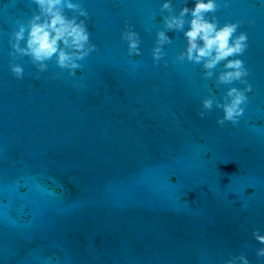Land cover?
<instances>
[{"label": "water", "instance_id": "1", "mask_svg": "<svg viewBox=\"0 0 264 264\" xmlns=\"http://www.w3.org/2000/svg\"><path fill=\"white\" fill-rule=\"evenodd\" d=\"M69 2L87 11L96 45L75 75L55 56L39 72L15 53L13 33L45 17L32 0H0V264H225L241 253L264 264L252 237L264 235V0H215L205 14L248 36L235 58L252 91L224 127L215 104L200 118L202 100L246 85L218 83L227 61L208 70L187 58L190 14L183 30L164 23L194 0ZM129 29L139 56L121 39Z\"/></svg>", "mask_w": 264, "mask_h": 264}, {"label": "clouds", "instance_id": "2", "mask_svg": "<svg viewBox=\"0 0 264 264\" xmlns=\"http://www.w3.org/2000/svg\"><path fill=\"white\" fill-rule=\"evenodd\" d=\"M39 8L45 19L41 22L40 16H34L29 23L27 30L21 27L14 32L9 39L12 50L21 56L29 57L33 66L39 65L38 71L47 70L46 61H51L55 56V63L61 70H68L71 75H75L76 70L81 68L79 61L87 58L92 52L96 51V45L90 42V33L85 20L88 17L87 11L79 3H71L69 0H32ZM78 12L79 16L84 17L79 23L75 17L69 18L64 14L63 9ZM171 4L165 2L162 11L170 10ZM218 10L215 0H194V7L181 9L179 17L165 18L164 23L168 30H183V17L191 15L190 30L185 32L188 42L187 58L195 60L196 63L204 61L203 67L211 70L222 61H227L224 65L225 71L219 77L218 83L232 85L236 82L246 85L243 89L230 87L226 92V100L223 102L215 101L213 98L202 100V110L198 113L203 119L210 112L215 104L217 109L223 111V117L217 120L220 127L225 123L236 126L239 118L244 113L243 105H246L248 96L246 93L252 91V86L245 79L250 75L245 67L244 61L235 57L242 56L248 48V36L241 32L236 35L240 26V21L227 23L219 27L215 22H208L205 14L214 13ZM15 43H12V40ZM121 39L127 43L128 54L139 56L140 38L138 33L129 29L122 32ZM20 42L25 46L21 47ZM168 41L164 32L157 33V43L162 44ZM202 42V46L201 43ZM160 47H154L152 58L154 62L162 58ZM13 57V51L9 53ZM183 54H181V58ZM231 58V59H230ZM9 68L16 79H23L24 69L17 63L10 62ZM211 76V72L207 73ZM252 237L260 245H264V235L260 234L259 229L252 232ZM257 258H264V247L256 251ZM225 264H249L246 255L241 253L238 256H231Z\"/></svg>", "mask_w": 264, "mask_h": 264}]
</instances>
